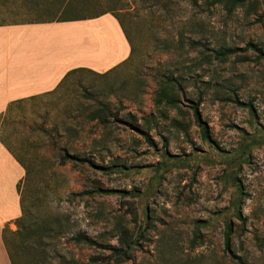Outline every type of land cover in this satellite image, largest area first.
Here are the masks:
<instances>
[{
    "label": "rangeland",
    "instance_id": "obj_1",
    "mask_svg": "<svg viewBox=\"0 0 264 264\" xmlns=\"http://www.w3.org/2000/svg\"><path fill=\"white\" fill-rule=\"evenodd\" d=\"M102 9L130 61L77 71L0 119L26 171L15 264H114L105 247L124 232L138 244L123 264H264V3L0 0V24Z\"/></svg>",
    "mask_w": 264,
    "mask_h": 264
},
{
    "label": "crops",
    "instance_id": "obj_2",
    "mask_svg": "<svg viewBox=\"0 0 264 264\" xmlns=\"http://www.w3.org/2000/svg\"><path fill=\"white\" fill-rule=\"evenodd\" d=\"M132 53L131 40L110 9L0 24V119L10 104L54 92L70 72L106 74L130 61ZM25 176L0 137V264H12L6 238L23 216L18 185Z\"/></svg>",
    "mask_w": 264,
    "mask_h": 264
},
{
    "label": "trees",
    "instance_id": "obj_3",
    "mask_svg": "<svg viewBox=\"0 0 264 264\" xmlns=\"http://www.w3.org/2000/svg\"><path fill=\"white\" fill-rule=\"evenodd\" d=\"M262 2L264 3V0H262ZM121 24H122V22H121ZM122 26H123V24H122ZM249 48L257 49L256 46L253 45V44H248L245 49H249ZM237 51H238V49H230V50L223 51V52L221 51V52L218 53V55H219V57L221 59H224V57H226V56H228L230 54H234ZM77 71H80V70H76V71L70 72L66 76V78L69 75H71V74H73V73H75ZM165 96H166V91H165V89H162V91H160V99H158L159 100L158 102H161L162 99ZM24 101L25 100H20V101H17L16 103L10 104V107L8 109V112L4 115V117H6L7 114H9V112H11L13 105L20 104V103H22ZM192 107L195 110L197 109V105H194ZM97 114H98V116H103L102 111H100ZM197 119H198L199 125L201 126L202 123H201L199 117H197ZM66 156H67V158L69 160H73V161L77 160V158L75 156H68V155H66ZM18 191H19V185H18ZM106 192H111V191H106ZM21 204H22V201H21ZM22 210H23V204H22ZM22 220H23V216L16 222V225H17V228L18 229H17L16 232L13 233V235H16L19 232V226L21 225ZM230 234H231V229H228V231L226 233V240H225V244H226L227 247L229 246ZM72 240H73V242H75L78 245H81L82 244V245H86V246L91 247V248H94V247L95 248L96 247L101 248L102 247V245L98 244L95 240L89 238L84 233H78V234L74 235L72 237ZM6 243L8 245L9 251H10V245H9V241H8L7 238H6ZM137 244H138V241L137 240H135V241L130 240V238L128 237L127 233L124 232L118 238V246H114V247L108 246V247H105V248H108V250L111 251V257H112V259L114 261V264H123V263L126 262L127 259L130 258L131 251L133 250L134 246L137 245ZM233 257H234L233 264H247L246 261L243 260L241 257H237L235 255H233ZM10 258H11L12 264H15V260H14L15 257L11 253V251H10ZM90 261L93 264H98L99 263V259L97 257H95V256L91 257L90 258Z\"/></svg>",
    "mask_w": 264,
    "mask_h": 264
}]
</instances>
